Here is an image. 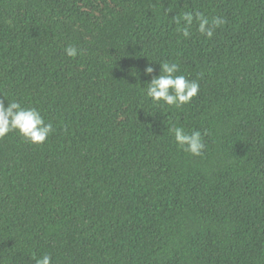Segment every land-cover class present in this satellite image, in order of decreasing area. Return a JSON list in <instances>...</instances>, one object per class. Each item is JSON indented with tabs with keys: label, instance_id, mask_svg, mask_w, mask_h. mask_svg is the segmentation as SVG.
I'll use <instances>...</instances> for the list:
<instances>
[{
	"label": "trees",
	"instance_id": "trees-1",
	"mask_svg": "<svg viewBox=\"0 0 264 264\" xmlns=\"http://www.w3.org/2000/svg\"><path fill=\"white\" fill-rule=\"evenodd\" d=\"M188 10L226 23L186 39ZM165 60L200 84L180 108L144 95ZM13 99L55 131L0 139V264H264V0H0Z\"/></svg>",
	"mask_w": 264,
	"mask_h": 264
},
{
	"label": "clouds",
	"instance_id": "clouds-1",
	"mask_svg": "<svg viewBox=\"0 0 264 264\" xmlns=\"http://www.w3.org/2000/svg\"><path fill=\"white\" fill-rule=\"evenodd\" d=\"M173 20L177 33L186 39L191 37L194 27L200 35L211 39L215 30L226 23L219 16L210 19L198 10L183 11L179 15H175ZM64 52L68 57L82 54V50L71 44L64 48ZM158 64L160 65L159 75H154L156 69L151 64L144 69L145 75L150 76L151 80L146 83L143 91L145 97L153 105L180 108L182 105L190 103L198 95L199 82L178 74L180 72L178 63L165 60ZM54 131L53 124L46 122L36 107H26L22 101L15 99L8 101L5 106L3 100H0V139L5 138L9 133H17L30 144L42 145ZM169 132L185 153L193 156L203 154L205 144L200 131H193L189 134L183 127L173 126ZM32 259L35 264H52V256L47 253L39 257L33 256Z\"/></svg>",
	"mask_w": 264,
	"mask_h": 264
}]
</instances>
